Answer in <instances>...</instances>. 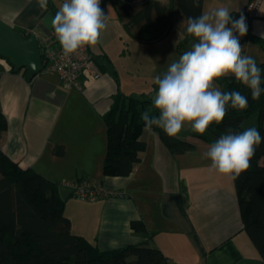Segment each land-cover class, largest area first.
Instances as JSON below:
<instances>
[{"label": "crops", "instance_id": "crops-1", "mask_svg": "<svg viewBox=\"0 0 264 264\" xmlns=\"http://www.w3.org/2000/svg\"><path fill=\"white\" fill-rule=\"evenodd\" d=\"M248 2L101 0L107 28L89 50L102 76L83 74L80 87L64 83L48 69L28 78L0 57V112L8 121L0 148L22 168L61 184L65 214L75 234L103 251L147 240L172 264H264L244 230L233 176L212 170L211 161L202 158L210 142L192 136L194 150L174 154L156 131H143L141 140L147 147L139 152L135 170L129 176L103 175L107 152L103 115L116 94L136 91L127 89L125 78L145 79L144 84L154 87V78L193 42L182 23L189 16L227 6L231 14L247 17L248 30H253L264 22V3L258 16L249 18L244 13ZM62 3L48 0L41 8L37 0H0V19L23 36L35 33L40 39L52 33L51 19ZM170 26L166 37L150 41ZM246 34L239 37L240 43L250 38ZM112 38L114 47L124 46L120 52L109 45ZM119 55L126 60L116 59ZM59 145L65 148L63 156L54 154ZM83 178L100 181L112 193L96 201L74 197L66 183ZM139 220L146 224V234L132 227Z\"/></svg>", "mask_w": 264, "mask_h": 264}, {"label": "trees", "instance_id": "trees-1", "mask_svg": "<svg viewBox=\"0 0 264 264\" xmlns=\"http://www.w3.org/2000/svg\"><path fill=\"white\" fill-rule=\"evenodd\" d=\"M241 14L232 15L238 19ZM171 29L170 26L150 41L163 39ZM259 66L264 69V61ZM12 70L22 72L28 78L34 76L27 69L16 70L14 65ZM225 85V91L237 90L246 95L248 107L244 110L229 107L221 122L210 124L204 134L192 135L212 143L229 129L234 132L244 130V121L257 114L258 130L264 137V94L253 100L250 89L236 82L231 75L225 76ZM153 92L129 95L119 92L114 96L111 108L103 115L107 131L104 176H129L139 164L138 154L147 147L141 140L144 131L142 114L145 111L157 114L152 105ZM7 129L8 121L0 112V138ZM153 130L174 154L195 148L192 142L178 136L170 137L156 126ZM54 154L63 156L64 146H57ZM0 175V264H172L147 240L142 244L103 251L75 234L72 222L65 214L66 202L60 194L61 184L32 168H22L1 148ZM234 182L244 230L264 260V142L256 148L249 168L236 176ZM72 195L75 197L73 191ZM132 227L135 231L147 233V226L141 220L133 221Z\"/></svg>", "mask_w": 264, "mask_h": 264}, {"label": "clouds", "instance_id": "clouds-1", "mask_svg": "<svg viewBox=\"0 0 264 264\" xmlns=\"http://www.w3.org/2000/svg\"><path fill=\"white\" fill-rule=\"evenodd\" d=\"M37 3L46 8L48 0ZM100 3L101 0H63L51 19L63 55L70 56L83 46L98 43L108 18ZM194 3L198 5L199 0ZM182 23L185 36L193 42L154 78L152 105L157 114H142L146 132L156 126L172 137L189 123L193 132L204 134L210 124L224 119L229 107L246 109V95L214 86V81L228 75L250 89L253 100L264 94V69L252 56L242 54L239 37L248 31L243 14L234 19L231 10L221 6L198 17L189 16ZM261 35L264 38V33ZM262 142L264 137L256 127L235 132L229 129L210 144L202 158L211 161L212 170L235 178L249 168L250 159Z\"/></svg>", "mask_w": 264, "mask_h": 264}, {"label": "built area", "instance_id": "built-area-1", "mask_svg": "<svg viewBox=\"0 0 264 264\" xmlns=\"http://www.w3.org/2000/svg\"><path fill=\"white\" fill-rule=\"evenodd\" d=\"M124 1V0H119ZM264 0H249L245 14L249 18L258 16L260 7ZM44 69L57 72L60 79L70 86H81V76L89 74L94 79H99L102 72L97 65L89 46H83L70 56L63 55L62 48L56 39L54 30L46 37L39 39ZM76 198L84 201H96L112 193L103 188L100 181H93L90 178H83L75 182H68Z\"/></svg>", "mask_w": 264, "mask_h": 264}, {"label": "water", "instance_id": "water-1", "mask_svg": "<svg viewBox=\"0 0 264 264\" xmlns=\"http://www.w3.org/2000/svg\"><path fill=\"white\" fill-rule=\"evenodd\" d=\"M0 55L16 70L27 69L30 75L44 70L42 50L37 34L23 36L0 19Z\"/></svg>", "mask_w": 264, "mask_h": 264}, {"label": "rangeland", "instance_id": "rangeland-1", "mask_svg": "<svg viewBox=\"0 0 264 264\" xmlns=\"http://www.w3.org/2000/svg\"><path fill=\"white\" fill-rule=\"evenodd\" d=\"M246 19L249 20L247 17ZM254 20L258 21L260 19H254ZM262 33H264V22L257 23L253 30L251 31L248 30L247 34L250 35V38L246 39V42L247 41L248 42L246 43L244 40L241 43L242 44L241 45L242 54L252 56L256 60L258 66L261 63V61L262 62L264 61V38H262V35H261ZM113 40L114 38L110 40L109 45L111 46V48L116 49V51L120 52L121 48L124 46H122V43H120L118 45L116 44L114 47ZM118 57L119 58H116V59H119L120 61L126 60L125 56L119 55ZM125 79L127 81V84H126V87H128L127 89H136V91L129 92V93L144 94L145 92H149V89L154 91L155 86L152 87V85L144 84L146 83L145 79L133 80L131 76H127ZM214 86L221 89L222 91H225V86H226L225 77L219 78L218 80L214 81ZM153 95H154V92L152 93L151 96ZM248 127H256L258 129L257 114L253 115L252 117L244 121L243 129H246ZM193 133H197V132L192 131L191 125L189 123H185L184 126L182 127V130L176 136L190 141V138L193 136L192 135ZM93 181H96V180H93ZM62 189L66 190L67 188L65 187V185H63Z\"/></svg>", "mask_w": 264, "mask_h": 264}]
</instances>
